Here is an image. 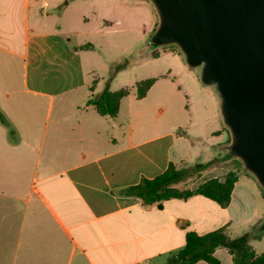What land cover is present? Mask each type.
<instances>
[{
  "label": "crops",
  "instance_id": "crops-1",
  "mask_svg": "<svg viewBox=\"0 0 264 264\" xmlns=\"http://www.w3.org/2000/svg\"><path fill=\"white\" fill-rule=\"evenodd\" d=\"M126 1L111 0L109 9L108 0H0V264H169L189 233L223 230L236 239L264 223V191L226 158L231 137L219 99L198 77L187 75L184 85L189 73L168 70L160 94L185 102L165 100L162 122L141 123L144 113L133 103L144 102L158 82L142 99L129 93L126 122L120 110L101 115L89 103L103 93H96L101 79L90 80L96 70H87L83 55L95 47L86 40L89 15L99 25H120L128 20L118 8L129 15L136 6ZM78 2L87 11L75 29L70 13ZM151 25L143 22V35ZM211 162L201 183L175 187L195 190L237 173L227 206L201 194L147 204L135 190L172 167ZM214 256L234 264L226 248Z\"/></svg>",
  "mask_w": 264,
  "mask_h": 264
},
{
  "label": "water",
  "instance_id": "water-1",
  "mask_svg": "<svg viewBox=\"0 0 264 264\" xmlns=\"http://www.w3.org/2000/svg\"><path fill=\"white\" fill-rule=\"evenodd\" d=\"M149 1L159 18L150 45L177 46L200 71L230 133L227 156L264 191V0Z\"/></svg>",
  "mask_w": 264,
  "mask_h": 264
},
{
  "label": "rangeland",
  "instance_id": "rangeland-1",
  "mask_svg": "<svg viewBox=\"0 0 264 264\" xmlns=\"http://www.w3.org/2000/svg\"><path fill=\"white\" fill-rule=\"evenodd\" d=\"M129 1H132V3L134 2L136 5L135 8L131 10L132 12L126 15V8L124 9L120 6L118 8V14L129 22L134 20L135 23L133 25L125 21L120 25L116 24L107 27L101 22L99 25V22L93 21L94 16L89 15L90 22L86 29L89 30L90 34L86 40L87 42L93 43L95 47L89 52H83L86 68L87 70L91 68H95L96 70L95 75L90 76L91 81H94L97 77L101 79L96 93L106 90L117 92L124 89L123 91L127 93L129 92L137 95L136 85L138 82L155 78L154 84L156 82L158 83L155 85L150 96L141 104L137 101H133L129 96L121 100L119 117L121 121L126 122L130 120V108L131 105H133L131 101H133L134 105L141 106V111L144 113L140 119L141 123L152 124L157 121L162 122L165 121L167 115V113L166 115L161 114V109L166 108L167 105L164 102L165 100L170 102L169 106L183 105L185 102L183 96H181L180 99L174 97L170 101V99L160 94L162 91L161 83L165 79V76H167L168 70L171 69L174 75L189 73L185 74L182 78V84L184 85L186 84L185 81L188 80L187 75H194L199 79L200 71L189 67V72H184V70H182V67H184L186 63L183 54L177 46L154 47L150 45L151 36L159 24L158 15L149 0H127L126 2ZM96 5L98 6V11L104 10L106 7L105 5L101 7V2L96 3ZM80 6L81 4L79 2L76 3L70 13L71 19H73V28L75 29L82 28L83 25H81L79 17L87 11L84 7L80 8ZM107 6L110 9L112 6L111 0H108ZM97 18L98 17H95L94 20ZM151 21V33L145 36L142 33V24L143 22L150 23ZM102 31L104 33H102ZM76 44L77 41L74 39L73 45ZM173 54L176 56H172ZM175 82H179V79L177 78ZM145 86L146 84L142 85L141 91H144ZM209 89L214 91L212 88ZM99 98V95L94 96L90 101L95 102ZM78 102L80 104L84 103V95L78 98ZM216 106L218 107L217 100ZM225 133L227 137L230 135L227 130H225ZM195 167L196 166L186 169L187 173L182 179L183 184L188 183V185H191L192 183H196V185H198L203 181L200 171ZM251 177L253 176L251 175ZM256 237L257 240H262L263 243L259 245L255 243L253 239L252 241L249 240V245L255 246L259 251H264V232L259 231Z\"/></svg>",
  "mask_w": 264,
  "mask_h": 264
},
{
  "label": "trees",
  "instance_id": "trees-1",
  "mask_svg": "<svg viewBox=\"0 0 264 264\" xmlns=\"http://www.w3.org/2000/svg\"><path fill=\"white\" fill-rule=\"evenodd\" d=\"M154 79L144 80L137 84L138 98L142 99L152 88ZM146 84L144 91H141L142 85ZM121 89L117 92L104 91L97 101H90L101 115L116 116L119 111L120 102L129 95V92ZM227 159L236 160L242 167L243 164L237 158ZM214 162L206 165H197L195 168L199 171L213 165ZM186 175L184 170L170 168L164 175L153 181L145 180L140 186L136 187V192L144 199L147 204L160 203L172 198L189 199L196 194L204 195L217 201L222 206H227L231 200L232 190L238 179L237 173H230L224 182L210 180L200 185L195 190H180L175 186L180 183ZM263 223L245 233L239 238L231 239L223 230L200 236L196 233L187 235V244L185 248L176 254H173L169 264H195L199 261H206L210 264H221L214 256L218 248H226L233 256L234 264H264V253L257 255L251 246L249 240L256 238Z\"/></svg>",
  "mask_w": 264,
  "mask_h": 264
}]
</instances>
